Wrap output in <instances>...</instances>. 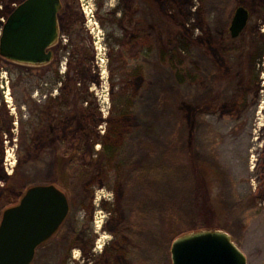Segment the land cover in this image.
<instances>
[{
    "label": "rangeland",
    "instance_id": "1",
    "mask_svg": "<svg viewBox=\"0 0 264 264\" xmlns=\"http://www.w3.org/2000/svg\"><path fill=\"white\" fill-rule=\"evenodd\" d=\"M117 2H103L98 11L93 5L91 41L73 46L77 60L62 58L59 69L49 75L44 71L48 65L21 66L0 58V74L8 75V99L18 114L15 133L9 131L7 137L16 150L12 175L1 164L5 152L1 150L0 155V220L6 206L18 203L29 186L56 180L69 194L70 213L65 226L38 248L32 264H132L125 253L131 242L124 234L125 221H136L141 211L153 205L161 210L157 227L161 236L153 245L155 262L173 264L174 239L185 229L207 222L210 226L202 229L228 231L247 252L250 264H258V251L264 254V119L255 124L251 120L262 116L264 108L252 116L244 104L252 92L246 88L255 81L258 69L264 72L259 65L264 58L261 63L256 60L264 48L260 30L264 0H169L170 17L176 15L175 20L169 19L170 28L157 25L152 36L138 40V46L145 41L151 44L152 54L158 57L140 56L138 61L135 42L122 27V15L113 12ZM243 2L253 14L246 35L231 41L230 49L218 45L214 52L218 62L226 50L234 55V64L242 63L235 92V79L232 83V73L225 67L216 72L202 70L205 63L197 38L204 35L210 41L213 30L222 31ZM66 66L69 71L60 72ZM173 75L178 76L177 82ZM52 87L62 94L51 96L48 89ZM64 88L70 92L64 93ZM230 88L233 106L225 99ZM71 92L74 97L69 99ZM211 92L218 97L225 93L215 108ZM71 106L80 108L81 115L68 122ZM52 111L58 114L55 143L56 134L48 131ZM180 114L190 126L182 123ZM70 144L72 152L66 155ZM203 173L221 210L215 216L196 215L186 206L190 199L185 203L187 196L178 195L180 187H196ZM161 180L172 187L167 194L174 192L171 199L165 193L159 195L157 181ZM248 195L259 199L257 207L252 201L243 202L247 206L240 221L231 218L232 207ZM137 232L144 236L149 231ZM151 241L150 236L146 245ZM162 250L165 254H160Z\"/></svg>",
    "mask_w": 264,
    "mask_h": 264
},
{
    "label": "water",
    "instance_id": "2",
    "mask_svg": "<svg viewBox=\"0 0 264 264\" xmlns=\"http://www.w3.org/2000/svg\"><path fill=\"white\" fill-rule=\"evenodd\" d=\"M59 0H26L7 18L0 54L23 64L50 61L47 51L58 34ZM248 10L237 8L231 25L237 37L247 25ZM67 192L55 183L29 186L0 220V264H32L37 249L60 229L70 213ZM173 264H246V255L231 233L218 228L186 232L171 245Z\"/></svg>",
    "mask_w": 264,
    "mask_h": 264
},
{
    "label": "flooded vegetation",
    "instance_id": "3",
    "mask_svg": "<svg viewBox=\"0 0 264 264\" xmlns=\"http://www.w3.org/2000/svg\"><path fill=\"white\" fill-rule=\"evenodd\" d=\"M24 1L26 0H0V30L3 26V22L11 15V13L16 9V7L22 4ZM59 1H60V7L57 13L58 34L53 44L47 50L51 52L50 61L44 64H37V65L18 63L19 65L35 66L37 68L48 65L47 66L48 68L44 70L46 74L48 75L52 71L59 69L58 65L63 63L62 58H66L67 61L70 60L71 58H74V54L76 52L72 51L73 46L76 47L78 46V44H82L84 40H86V42L91 41L92 36L90 34L94 32V27H95V26L92 27V16L94 17L96 15V14L95 15L93 14V7L95 6V8H97L96 10L98 11V8L100 7L101 4H103V2L108 3V0H59ZM168 3H169V0H118L117 2L118 5L116 6V9L113 10V12L115 14L118 13L119 15H122L120 19L121 24L123 25L122 27L126 35H130L131 43L135 42V60L136 61H138V58L140 56H146L149 59L152 58V55L158 57L157 54H152L153 49L151 47V44L149 45L148 42L145 41L144 42L145 44L141 43L138 46V40L142 39L144 36H146V38L152 36L154 29L158 28L157 25L165 26L166 24L168 25L167 28L168 29L170 28L169 19L175 20L176 15H172L173 16L172 18L170 17V14L167 9ZM243 4L238 5L237 8L240 6L245 7L249 12V18H248L247 25L237 37H233L231 33V25H232V21H233V18L237 10L236 8L234 14H232L231 20H229L228 22V25L224 24L221 27L222 31H218L217 28L213 30L210 41L209 40L207 41L206 38L203 37L204 35H201L197 38V41L200 44V49L202 52L200 56L204 59V63H205V66H202V70L203 71L206 70L208 72H212V71L216 72L219 69L221 70L222 67H225L227 72L232 73V74L233 72H235L236 74L235 76H233L232 74L229 76V79L231 78L232 83L234 82L233 78L235 79L236 84L234 87L232 85L233 89H235L234 90L235 92H236V89H239V86L237 83L241 80V77H242V74H241L242 69H243L242 63L234 64V62H232V58L234 59V55L227 54L228 51L226 50H225L226 55H222L221 62H218V58L216 57V53L214 52L217 50L218 45L224 48L225 47L228 48L227 46L230 45L231 41L241 36L246 35V28L253 14H252L251 9L248 8L247 6L248 3L243 2ZM118 9L120 11H117ZM90 14H92V16H90ZM260 30L264 32V28ZM263 41H264V38H263ZM203 44L210 46L209 51L205 49ZM245 47L248 48L247 45ZM259 51H260L259 58H256V60L260 61L259 63H261L262 62V60H260L261 57L264 58V48ZM244 56H246V54L242 53L241 57L244 58ZM84 57L85 55L83 56V58ZM87 57L88 56H86V58ZM2 59L8 62L9 61L13 62L6 58H2ZM74 59L77 60V55L75 56ZM14 63H17V62H14ZM206 63H209L210 65H206ZM83 65L85 66V64ZM259 65L264 68V63L262 65L261 64ZM234 67H238V69L235 70ZM42 70L43 69H38V71L41 74L43 72ZM68 71H69V67L67 66L64 70L62 68L60 69V72L62 73L68 72ZM214 72L212 75H216L214 74ZM258 72L261 73V76L258 73V76H256L255 81L250 85V88H246V91L248 93L250 91L252 92L249 94L248 100L246 104H244V107L245 109L250 111V115L252 114V116L255 115L256 110H258L260 107L264 108V105H263L264 103V81L261 82L259 79V76L260 78H264V72L260 71V69H258ZM197 73L199 74L198 71ZM199 75H201V73ZM5 81L6 80L2 76H0V106H1L0 107V155H1V150H2V153L3 151L5 152L4 160L1 162V164L3 165L4 171H6L5 158H6L7 150L9 148L8 143L11 142V139L7 140V137H10V134L8 132L12 131V133L13 132L15 133V128L13 127V125L16 126L18 124L16 120L18 116L15 110L16 108L13 107L14 103L10 102L8 99L9 98L8 94H10L9 83H7L6 85L4 83ZM1 84H3V87L1 86ZM76 90H78L77 87H76ZM231 90L232 88H230V90L226 92L227 96H225V99L227 100V103L229 106L231 104L233 106V104L235 103V100L233 98L234 97L233 91ZM48 91H51L50 92L51 96H55L56 94H59V95L62 94L61 89L56 88L55 90L54 87H52L51 90L48 89ZM69 92L70 91L65 92V88H64V93L68 94ZM211 93H212L210 95L211 104L213 108H215L220 104L221 100L224 99L223 95H225V93H220L219 97L217 93L216 94H213V92ZM44 97H48V95L45 94ZM73 97H74V94L71 92L69 99H72ZM60 99L63 101V98H60ZM1 100L4 101V105L2 104ZM72 108L73 106L68 107V109L70 110V113L68 114L66 118V121L68 122L69 121L71 122L74 119H78L79 115H81L80 108H78L77 106L74 109ZM260 112H261V109L257 111L258 114ZM51 119H52V125H50V128H49L50 130L48 131L51 133V135H53V133L56 134V137L53 136V139H52V141L55 143V140H58L57 138L58 130H57V124H56L58 123L57 111L56 112L52 111ZM257 119L258 120L264 119V114H262V116H258L257 118H252L251 122L255 124L258 122ZM44 123L45 122L42 121V125H44ZM5 129L7 131H4ZM12 140H15V138H12ZM4 143H6V145H4ZM56 145L57 144H55V147L53 149H56ZM72 147L73 146L71 144L69 146H66V155L68 151L72 152ZM246 198H247L246 201L254 202V206L256 207H257V204H259L258 202L259 199L257 197L253 198L252 195H248V197ZM261 198L263 200L264 195ZM256 207L253 208V210L256 209ZM95 242H97V240ZM70 250L72 251V249ZM244 253L246 255V264H250L252 261L249 260L247 252L244 251ZM73 257L76 258V255H73ZM256 260L258 264L260 262H261L260 264H264V254H260L258 251V257Z\"/></svg>",
    "mask_w": 264,
    "mask_h": 264
},
{
    "label": "trees",
    "instance_id": "4",
    "mask_svg": "<svg viewBox=\"0 0 264 264\" xmlns=\"http://www.w3.org/2000/svg\"><path fill=\"white\" fill-rule=\"evenodd\" d=\"M203 46L208 47L206 44H203ZM172 78L176 79V82H177L178 76L177 78H175L173 75ZM172 86H175V84H173ZM179 118H181V121L183 124H187L188 126H190L189 122H187L188 119L186 120V116L184 114L182 115L180 114ZM188 118L191 119V117H188ZM81 157H82L81 154L77 156L76 158L77 160L75 159L76 164L81 161ZM71 165H74L73 160L71 162ZM199 178H200L199 184H197L196 187L194 185L192 188L191 187L190 188L180 187V189L178 190V195L187 196L185 203H187L188 199H190L189 200L190 203H188L186 206L191 207L194 213H197L196 215L209 216L213 214L215 216L216 214L219 213L220 208L218 207V205L216 206L217 203L215 200H213V196L207 185L206 175L203 173L200 175ZM157 182H160V184H158L160 187V188L158 187L159 195L161 194L163 195L164 193L165 195H167L168 193L171 192L172 187L168 186L169 184H166L163 180L157 181ZM51 183H57V182L56 180H53L51 181ZM231 193H233L232 190H231ZM168 196H169V199H171L174 196V192L167 195L166 197ZM230 196L231 195H229V198H228L229 200L231 199ZM246 199L247 198L242 200L241 203H237L236 208L232 207V213H231L232 216L230 215L231 218H239L238 220L240 221V218L243 216L242 213L244 212V209L247 206V204L243 203V202H246ZM230 202H233V200H231ZM160 211L161 210L157 206L153 205L147 212L145 211L146 213L145 212L142 213L141 211L142 214L140 213L139 217H135L136 221H132V222L125 221L124 234H126V236L128 235L127 236L128 239L131 240V242H129L125 246L126 248L125 253H126V257L132 262V264H144L145 263L144 259L151 260L150 264H159L158 262H155V259H153V254L156 252V251H153L154 249L153 245H154L155 239L157 240L159 236H161L159 231L157 230L158 223H160ZM137 219H139L138 222H137ZM64 224L62 225L61 228L65 226ZM208 226L210 225L207 222H202V223H198V225L197 224L193 225L192 228L185 229L183 232L199 230V229H202ZM139 230H144V231L148 230L149 232H146V234H144L143 236L142 234H139L137 232ZM150 236L153 242L151 241V244L146 245L145 242L150 238ZM169 250H170V246H167L166 251H169ZM163 252L164 251L162 250L160 254H163Z\"/></svg>",
    "mask_w": 264,
    "mask_h": 264
},
{
    "label": "built area",
    "instance_id": "5",
    "mask_svg": "<svg viewBox=\"0 0 264 264\" xmlns=\"http://www.w3.org/2000/svg\"><path fill=\"white\" fill-rule=\"evenodd\" d=\"M1 76L6 80L4 83L7 85V83H9L8 75L2 72ZM1 86L3 87V84H1ZM15 163H16L15 147H10L7 150V156H6V169L8 173H11L13 171Z\"/></svg>",
    "mask_w": 264,
    "mask_h": 264
}]
</instances>
